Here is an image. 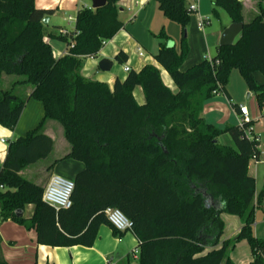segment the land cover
Here are the masks:
<instances>
[{"label":"trees","instance_id":"1","mask_svg":"<svg viewBox=\"0 0 264 264\" xmlns=\"http://www.w3.org/2000/svg\"><path fill=\"white\" fill-rule=\"evenodd\" d=\"M34 1L0 0V80L14 77L8 90L0 89V126L14 131L28 100L41 103L44 110L36 128L8 143L0 168V223L33 230L37 245L90 248L98 228L109 226L104 211L117 209L138 242L137 260L130 256L124 264H233L229 254L242 241L250 249L249 264H264V240L253 234L264 190L256 195L255 180L248 174L249 161L260 156L258 141L249 140L237 126L219 130L201 117L212 93L224 94L232 70L264 110V84L254 77L258 73L264 79L261 4L259 15L245 24L241 2L213 0V17L224 11L231 24L242 25L241 33L233 45L218 46L210 60L181 71L191 13L184 0H152L164 18L181 28L179 51L168 47L161 32L158 38L165 42L154 56L174 93L153 65L129 71L112 89L79 75L82 61L96 58L103 43L121 30L118 0H107L101 9L79 10L74 37L44 26L42 20L52 11L36 9ZM50 41L64 43L66 54L56 57ZM114 60L123 65L127 55L120 51ZM22 86L31 88L25 97L15 93ZM136 87L142 90L143 105L134 100ZM46 121L62 128L70 147L50 168L64 160L84 165L71 179L74 189L66 210L43 202V188L20 175L52 152L53 142L42 131ZM223 135L230 137L233 148L219 142ZM29 206V217L15 215ZM221 214L242 223L237 235L223 242ZM111 230L122 237L123 232ZM0 264H8L1 249Z\"/></svg>","mask_w":264,"mask_h":264},{"label":"crops","instance_id":"2","mask_svg":"<svg viewBox=\"0 0 264 264\" xmlns=\"http://www.w3.org/2000/svg\"><path fill=\"white\" fill-rule=\"evenodd\" d=\"M131 1L133 0H126L125 2L118 0V20L122 24L121 30L112 40L103 46L96 58H88L82 61L79 75L85 81L104 83L112 89L116 80L122 82L126 78L127 72L124 71V68L127 67L130 71L138 72L145 65H153L159 70L163 84L175 93L176 89L170 77L156 64L154 56L159 51L160 45L165 42L158 38L161 32L164 33L167 39V45L171 43L175 50L179 51L180 30L174 26L176 24L164 18L158 9L157 3L154 1L139 0L141 5L133 6L132 11H127L123 6L130 7ZM184 1L187 7L197 5L196 15L193 18V25L196 24L197 28H191L188 32V55L181 67V71H186L204 60L213 58L216 55V49L219 44L217 40L220 38V34L231 24L230 21L229 24L221 25L219 32L216 33V37L211 36L209 39L205 33V28L200 30L198 23L207 21V26H210L209 16L212 14L213 0ZM238 1L242 4L241 15L242 21L245 24L259 15V3L264 8V0ZM34 3L35 8L38 10L52 11V15L48 16L49 22L47 27L49 29L68 30L62 26L63 23H67L66 25L70 27L69 32L74 30L75 21L69 23L67 22V18L71 17L75 19L79 10L83 8L91 9V0H35ZM219 16L218 12V19L220 18ZM49 44L56 57L66 54V45L64 43L50 41ZM138 50L142 52V57L138 56ZM120 51L127 55V62L123 65L118 64L114 60ZM102 59L112 62V68L109 72H101L98 69V62ZM231 75L224 94L208 100L204 104L201 117L206 124L212 125L219 130L225 127H234L237 126L238 119L240 118L238 107H246V102L250 103L252 110L249 109L248 112L252 121L253 136L258 140L260 157L257 161L253 159L249 161L248 174L255 180L257 195L259 186L262 185V190H264V168H261V166H264V139L262 138L263 135L259 136L260 132H264V110L262 112L259 110L254 94L247 90L240 75L237 76L240 78L236 76L232 78ZM254 77L258 85L264 84V79L260 74L257 73ZM13 81L14 77L2 76L0 89L3 91L8 90ZM30 90L29 86H22L15 89V93L18 96L25 97ZM133 97L138 105L144 104V96L139 87L134 89ZM253 103H255L259 114L253 109ZM43 115L44 110L41 103L28 100L14 131L11 132L0 126V168L8 143L16 138L24 137L27 132L36 128L42 120ZM42 131L53 142V149L50 154L54 153L56 140L58 141V157L54 161L60 160L69 153L70 147L63 137L62 128L56 122L46 121ZM1 140L5 143L1 144ZM219 142L222 145L234 147L228 135L221 136ZM83 169L84 165L80 162L64 160L55 165L51 169V172L52 175L63 176L71 180ZM20 175H22V172ZM27 209L29 210L28 214H26ZM31 210L32 207H27L23 216L29 217ZM224 217L220 215V219L224 224L220 242L234 238L242 225V223L233 222L231 232L225 235V224L232 221V218ZM253 234L256 238L263 239L264 235H258L254 230ZM0 241L2 256L8 264H124L125 260L131 256L132 251L137 249L138 245L136 238L130 231L123 232L122 237L117 238L112 234L109 226L102 225L98 228L96 238L90 248L82 246L68 248L41 246L36 244V236L33 230L26 231L23 227L10 221L0 225ZM229 259L233 264H249L252 261V257L247 243L244 241L238 243L235 249L230 252Z\"/></svg>","mask_w":264,"mask_h":264},{"label":"built area","instance_id":"3","mask_svg":"<svg viewBox=\"0 0 264 264\" xmlns=\"http://www.w3.org/2000/svg\"><path fill=\"white\" fill-rule=\"evenodd\" d=\"M121 2H125L126 0H120ZM141 5V2L138 0L131 1V6H123L127 11H132L133 6ZM188 11L190 13H196L197 11V5H193L188 7ZM75 19L68 17L67 22L71 23L74 22ZM207 21H201L198 23V28L201 30L205 26H207ZM72 31L69 32L65 29H60L58 31V34L62 37H69V36H75L71 35ZM106 43H103V46H105ZM73 43L70 41L68 48H72ZM142 52L138 50V56L142 57ZM125 72H129V68H124ZM214 97H218L222 95L221 91H214L213 93ZM238 112L240 115V118L237 122V127L239 130L243 131L245 136L249 138V140H255L258 141L256 137L253 136V130H252V121L248 112L247 107L245 106H239ZM5 142L1 140V144H4ZM264 156V153H263ZM260 157V156H259ZM253 160H258V158H253ZM74 189V184L72 180L66 179L64 177L58 176V175H52L43 194H42V200L49 206L53 207L54 209H69L71 207V195ZM4 188L0 186V191H3ZM104 216L109 224V226L118 231V232H127L131 228V224L128 221V219L117 209H106L104 211ZM131 256L133 260H137L138 257V249H135L132 251Z\"/></svg>","mask_w":264,"mask_h":264},{"label":"rangeland","instance_id":"4","mask_svg":"<svg viewBox=\"0 0 264 264\" xmlns=\"http://www.w3.org/2000/svg\"><path fill=\"white\" fill-rule=\"evenodd\" d=\"M87 1H89V0H87ZM218 12L220 14V16H219L220 18L216 19L213 17L212 14H210V16H209L210 26L204 27L205 33L209 37V39L211 36L216 37V33L219 32L221 25H226V24H229V22H230L229 17L227 16V14L224 11L218 10ZM195 15H196V13L190 14V21H189L187 28H186L187 35H188V32L191 28H194V29H195V27L197 28L196 24L193 25V23H194L193 18ZM71 16L73 17V15H71ZM66 24L63 23L62 26H64L66 29L69 30L70 27ZM173 24H175V23H173ZM174 26H176V28H178L180 30V33H181V28L177 24ZM220 36H221V34H220ZM219 39L220 38H218L217 43H219ZM231 73H232V75H231ZM231 73H230V75L232 76V78H234L235 76L236 77L239 76V73L237 70H232ZM237 78H240V77H237ZM232 82L234 83L233 79H232ZM234 87H235V84H234ZM253 104H254L253 109L256 110L257 114H259L258 109L255 107L256 106L255 103H253ZM246 107L249 110V109H251L252 106L250 105V103L246 102ZM262 133H264V132H260L259 136L261 137V135H263L262 138L264 139V134H262ZM55 146H56V149H55L54 153L50 154L46 159L41 160V161L37 162L35 165L28 167L24 171H22L21 176L24 179L31 181V182L35 183L36 185L42 187L43 190H45V188H46V186H47V184H48V182L52 176V172H51L52 168H50V165L54 162V159H56V157H58L57 156V152H58L57 150H58L59 145H58L57 140H56ZM261 168H264V166H261ZM258 189L259 190H258L257 195L260 196V194L262 192V185L259 186ZM28 211L29 210L27 209L26 214H28ZM221 216H225L224 218H232L231 219L232 221L226 222V224H225V235H228L231 232L233 222H238L239 224L241 223V220L238 217L230 216V215H226V214H221ZM1 224L2 223H0V225ZM253 229H254L256 234L264 235V195L260 196L259 206L255 210V223H254ZM260 239L264 240V236H263V239L262 238H260Z\"/></svg>","mask_w":264,"mask_h":264},{"label":"water","instance_id":"5","mask_svg":"<svg viewBox=\"0 0 264 264\" xmlns=\"http://www.w3.org/2000/svg\"><path fill=\"white\" fill-rule=\"evenodd\" d=\"M107 0H91V9L97 10L106 6ZM49 22V17H45L42 20V24L47 26ZM242 30L241 24H230L227 28L223 30L219 39V47H228L233 45L236 38L239 36ZM168 47H172V44L169 43ZM98 69L101 72H109L112 68V62L107 59H102L98 62ZM17 217L23 216V211L16 212Z\"/></svg>","mask_w":264,"mask_h":264}]
</instances>
